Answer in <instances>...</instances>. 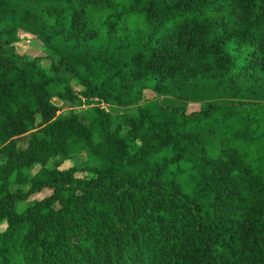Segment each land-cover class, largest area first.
<instances>
[{"label":"trees","instance_id":"16d2710c","mask_svg":"<svg viewBox=\"0 0 264 264\" xmlns=\"http://www.w3.org/2000/svg\"><path fill=\"white\" fill-rule=\"evenodd\" d=\"M21 32L50 54L0 53V264H264V0H0Z\"/></svg>","mask_w":264,"mask_h":264},{"label":"rangeland","instance_id":"374dc122","mask_svg":"<svg viewBox=\"0 0 264 264\" xmlns=\"http://www.w3.org/2000/svg\"><path fill=\"white\" fill-rule=\"evenodd\" d=\"M0 53H5V54H16L19 55L25 59H33V58H46L48 54H50L49 51H47L44 47L42 42L33 35H30L28 33L25 32H21L20 33V41L15 45V47L13 49H1ZM45 65H48V61L44 60L43 62ZM156 97V95H154L152 92L150 91H145L144 95H143V100L146 101H152L154 100ZM53 102L60 107L61 111L59 112V115H67L69 114L71 111H76L77 113L81 114V115H85L88 113L89 111V107L88 106H84V105H73L70 106L67 103L61 102L59 100H53ZM199 106L198 105H192L191 106V110H196ZM190 110V111H191ZM29 138L28 137H23L21 139L18 140V145L21 148H25L27 146V142H28ZM1 161V158H0ZM85 165H96L95 162H91L88 160L87 155L82 153L80 156H76L74 158H72L71 160H69L68 162L64 163L61 167L62 170L65 169H69L71 167H83ZM35 172H37V170H35ZM81 176H85L84 174L79 175ZM28 188H25V190H27ZM15 190V189H13ZM50 192H43L41 194H35L32 195L24 205H28L32 202H34L35 200H41L44 197H46L47 195H49Z\"/></svg>","mask_w":264,"mask_h":264}]
</instances>
